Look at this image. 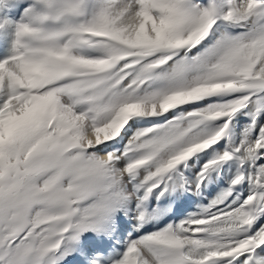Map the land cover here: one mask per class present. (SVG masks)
I'll return each mask as SVG.
<instances>
[{
	"label": "snow or ice",
	"instance_id": "6c2138e0",
	"mask_svg": "<svg viewBox=\"0 0 264 264\" xmlns=\"http://www.w3.org/2000/svg\"><path fill=\"white\" fill-rule=\"evenodd\" d=\"M0 264H264V0H0Z\"/></svg>",
	"mask_w": 264,
	"mask_h": 264
}]
</instances>
